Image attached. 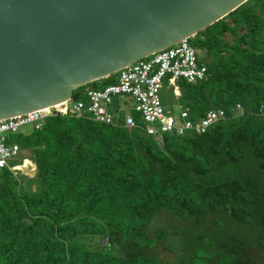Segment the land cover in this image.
I'll use <instances>...</instances> for the list:
<instances>
[{"label":"trees","instance_id":"trees-1","mask_svg":"<svg viewBox=\"0 0 264 264\" xmlns=\"http://www.w3.org/2000/svg\"><path fill=\"white\" fill-rule=\"evenodd\" d=\"M193 46L207 77L179 82L181 106L194 123L210 111L227 116L205 134L158 141L140 128L59 116L11 135L33 163L0 171V264H165L153 250L170 240L167 233L147 232L165 211L201 231L180 242L174 231L180 254L166 264H264V0H250L200 32ZM218 214L249 239L218 240L211 234ZM88 237L106 245L94 250ZM132 246L150 254L117 251Z\"/></svg>","mask_w":264,"mask_h":264},{"label":"water","instance_id":"water-1","mask_svg":"<svg viewBox=\"0 0 264 264\" xmlns=\"http://www.w3.org/2000/svg\"><path fill=\"white\" fill-rule=\"evenodd\" d=\"M250 0H0V120L190 39Z\"/></svg>","mask_w":264,"mask_h":264},{"label":"built area","instance_id":"built-area-1","mask_svg":"<svg viewBox=\"0 0 264 264\" xmlns=\"http://www.w3.org/2000/svg\"><path fill=\"white\" fill-rule=\"evenodd\" d=\"M190 39L129 65L119 72L115 83L102 89L82 91L77 96L74 93L67 102L0 120V171L8 168L14 172L16 166L10 167L9 161L22 153L18 144L10 142L11 135L26 126L40 130L52 117L89 119L116 128H140L158 141L165 134H205L217 123L227 120L224 111H210L199 123H194L187 108L180 107V119H177L162 105L160 94L166 81L180 97L179 81L196 84L207 77V66L202 63L201 51L190 44ZM241 110L242 106L238 105L236 112ZM135 115L139 116L143 125L137 123ZM260 115L264 116L263 107ZM26 161L23 160L22 165Z\"/></svg>","mask_w":264,"mask_h":264},{"label":"rangeland","instance_id":"rangeland-1","mask_svg":"<svg viewBox=\"0 0 264 264\" xmlns=\"http://www.w3.org/2000/svg\"><path fill=\"white\" fill-rule=\"evenodd\" d=\"M193 39H190V44L193 46ZM119 76L118 74L113 75L114 78H117ZM112 77V76H111ZM108 79V78H107ZM104 80V79H103ZM103 80H100L98 82L89 84L88 86L81 87L77 90H75V95H78V93L82 91H87L90 89H102L105 85L103 84ZM180 82V81H179ZM180 85V84H179ZM160 99L163 107L165 108V111L169 114H174L177 119H180V113H181V105L182 102L179 99L178 95L176 92L173 91L172 88L168 87L167 81L165 82L164 85V90L160 94ZM116 107L118 106L115 105ZM173 112V113H172ZM32 126H26L20 130V133L27 134L31 131ZM24 153H21V155L18 158H14L9 161V166H15V165H20L16 166L15 169L21 171L25 165L23 164V159L26 157ZM33 162L31 161H26L24 164L26 165H32ZM22 175H25L26 177H31L30 172H25V173H20ZM214 218L217 219L218 225L213 224L214 232L211 234H215V237L218 240H221L222 237L224 238H230L231 235H237L241 236V238H248L249 239V234L245 230H243L236 222H234L231 218L227 219V216L224 215H214ZM198 227H194L191 223H188L186 220L176 217L173 214H171L169 211H165L163 213L157 214L151 223L149 224L148 227V234L152 238H156L158 232L160 231H165L167 233L168 239L167 241L161 242L158 241L156 248L153 250V253L155 256L160 259L163 263L167 262H175L177 263L178 256L180 254L179 252V246H178V236L174 233V231L179 232L180 234V241H184L187 237H193L196 238L199 236V233L201 231L197 230ZM173 234H170L172 233ZM90 247L94 250H100L101 247L106 245V241L102 239L101 237H88ZM173 246L175 248L174 251H170L167 249V246ZM115 246L119 247V242H116ZM119 254L123 257L125 256H141V255H146L150 254V251L148 250H143L138 247H133L132 246V251H128L127 248L125 247H120L117 249Z\"/></svg>","mask_w":264,"mask_h":264},{"label":"bare ground","instance_id":"bare-ground-1","mask_svg":"<svg viewBox=\"0 0 264 264\" xmlns=\"http://www.w3.org/2000/svg\"><path fill=\"white\" fill-rule=\"evenodd\" d=\"M163 103V102H162ZM173 113V112H172ZM137 121V120H136ZM201 121V120H200ZM138 123V122H137ZM142 123V122H141ZM143 124V123H142ZM191 133V132H190ZM195 133V132H194Z\"/></svg>","mask_w":264,"mask_h":264},{"label":"clouds","instance_id":"clouds-1","mask_svg":"<svg viewBox=\"0 0 264 264\" xmlns=\"http://www.w3.org/2000/svg\"><path fill=\"white\" fill-rule=\"evenodd\" d=\"M194 38V37H193ZM180 98V97H179ZM182 107V106H181ZM184 107V106H183ZM25 160H27V159H25ZM30 161V160H29ZM18 166H20V165H18Z\"/></svg>","mask_w":264,"mask_h":264},{"label":"crops","instance_id":"crops-1","mask_svg":"<svg viewBox=\"0 0 264 264\" xmlns=\"http://www.w3.org/2000/svg\"><path fill=\"white\" fill-rule=\"evenodd\" d=\"M32 162V161H31ZM16 166V165H15ZM12 167H14V166H12Z\"/></svg>","mask_w":264,"mask_h":264}]
</instances>
